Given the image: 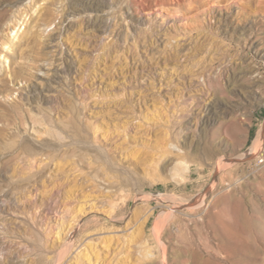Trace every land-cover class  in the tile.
<instances>
[{
    "label": "rangeland",
    "instance_id": "1",
    "mask_svg": "<svg viewBox=\"0 0 264 264\" xmlns=\"http://www.w3.org/2000/svg\"><path fill=\"white\" fill-rule=\"evenodd\" d=\"M262 160L264 0H0V264H264Z\"/></svg>",
    "mask_w": 264,
    "mask_h": 264
},
{
    "label": "built area",
    "instance_id": "2",
    "mask_svg": "<svg viewBox=\"0 0 264 264\" xmlns=\"http://www.w3.org/2000/svg\"><path fill=\"white\" fill-rule=\"evenodd\" d=\"M263 162H264L263 160H262V161H260V162L258 163V165H261Z\"/></svg>",
    "mask_w": 264,
    "mask_h": 264
},
{
    "label": "bare ground",
    "instance_id": "3",
    "mask_svg": "<svg viewBox=\"0 0 264 264\" xmlns=\"http://www.w3.org/2000/svg\"><path fill=\"white\" fill-rule=\"evenodd\" d=\"M184 169V168H183ZM198 255V254H197ZM197 258L199 259V256H197ZM201 258V257H200Z\"/></svg>",
    "mask_w": 264,
    "mask_h": 264
}]
</instances>
